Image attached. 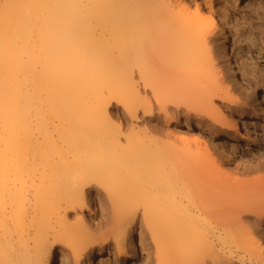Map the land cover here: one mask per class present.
Listing matches in <instances>:
<instances>
[{
	"label": "bare ground",
	"instance_id": "obj_1",
	"mask_svg": "<svg viewBox=\"0 0 264 264\" xmlns=\"http://www.w3.org/2000/svg\"><path fill=\"white\" fill-rule=\"evenodd\" d=\"M229 31L198 0H0V264H53L49 241L75 264L116 261L125 248L133 264L137 231L155 264H218L217 244L264 261V166L232 178L199 135L177 152L149 136L161 129L155 112L171 107L211 136L240 135L245 104L220 82L211 48L217 33L236 74ZM113 103L148 129L123 135ZM91 193L109 203L93 232L64 220Z\"/></svg>",
	"mask_w": 264,
	"mask_h": 264
},
{
	"label": "rangeland",
	"instance_id": "obj_2",
	"mask_svg": "<svg viewBox=\"0 0 264 264\" xmlns=\"http://www.w3.org/2000/svg\"><path fill=\"white\" fill-rule=\"evenodd\" d=\"M198 3L202 8L210 6L218 18L227 22L228 30H230L227 53L231 61L236 62V74H229L227 71L226 60L220 52L223 38L217 33L212 36L211 48L214 65L218 68V72L220 71V82L228 89L230 96L237 100L235 106H239L240 103L245 104L244 128L234 140L227 141L222 136H211L203 124L195 125L193 121L187 123L185 118L175 117L171 112L174 108L171 107L170 111L168 110L167 118L163 114L155 112L159 114V129H161L157 130L158 134L150 133L149 136L155 138L159 145H166L177 152L182 149L181 138L182 140L191 141V135H199L202 142H207L208 149L213 154L212 161L225 167L232 178L236 177L238 179L248 166H264V0H212L209 3L210 5L203 0H198ZM238 72L252 81L256 89L255 94L246 83L240 81ZM135 75L134 73L136 78ZM134 81L138 83L137 78ZM140 88V85L136 88L140 97H146L147 95ZM147 97H149V94ZM219 103V99H214V105H217L223 111L227 110L226 106L231 107L230 104L224 103L226 105L223 107ZM155 113L154 115H156ZM110 114L113 122H117L115 128L118 129L117 125H120L123 135H127L131 127H134L136 131L148 129L142 120V113L137 115L138 117L141 115V118L136 116V120H134V118H129L119 105L113 103ZM225 142H229L230 145H225ZM222 147L231 149V157L227 158L220 153ZM219 165L217 167H220ZM85 199L88 205L86 204L82 210H77L76 213L78 214L76 216L74 212H68L64 220L71 225L75 223L77 218H81L90 231L93 232L94 226L103 219V214L109 213V203L103 193L101 195L91 193L89 196L86 195ZM93 205H95L96 211L91 212ZM16 220L19 222L17 215L14 217V221ZM11 222V220L5 219V226L12 230L16 228V231L13 230V240L16 241L22 233L21 227H18L21 225V219L19 223L16 222L15 227ZM130 248L134 249L137 255L133 264H155L154 248L151 245H145V236L139 235L138 231L133 234ZM228 249L218 244L215 246L214 253L218 264H264L263 259L260 260V257L254 251L243 245ZM44 253L52 256L53 264H75L72 259L65 260L63 247L59 243L49 241L45 246ZM128 253L131 252L125 248L124 253L118 255L116 261L111 255L107 254L103 257L102 263L131 264L132 262L127 259L129 257ZM77 264H84L83 258H80Z\"/></svg>",
	"mask_w": 264,
	"mask_h": 264
}]
</instances>
